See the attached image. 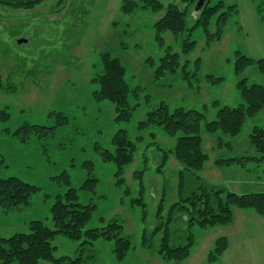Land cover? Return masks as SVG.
Returning <instances> with one entry per match:
<instances>
[{
    "label": "rangeland",
    "instance_id": "1",
    "mask_svg": "<svg viewBox=\"0 0 264 264\" xmlns=\"http://www.w3.org/2000/svg\"><path fill=\"white\" fill-rule=\"evenodd\" d=\"M161 1L185 6L180 0ZM223 1L236 6L227 15L221 37L206 42L203 27H195L188 38L196 41V47L186 55L180 50L185 34L166 32L165 45L158 43L154 23L163 12L152 11L141 0L131 13L123 12L122 0H42L31 8L0 4V179L16 176L37 187L28 205L10 210L0 206L3 236L27 231L34 219L52 226V203L73 187L79 202L95 206L86 229L115 219L123 224L122 234L131 242L121 260L115 258L109 240L87 244L84 256L92 255L87 264H168L157 253L161 233L150 231L166 219L173 202L194 189V180L186 176L180 193L181 165L170 154L160 170L162 150L151 143L154 139L166 150L175 139L158 125L145 131L137 127L162 101L205 114L200 134L209 158L198 173L202 181L238 194L264 191V162L245 158L242 163L215 164L219 158L260 155L249 134L254 126L264 124V106L245 117L237 135L209 133L204 128L219 106L242 103L237 81L264 85V71L257 64L264 57V0ZM257 3L261 5L258 12ZM194 6L187 14L189 26L194 21ZM210 29L212 33L216 29L213 19ZM169 44L180 54L182 64L187 60L191 86L181 77L182 67L155 76L157 59ZM237 51L253 58L239 71L235 69ZM104 53L117 56L125 66L129 102L134 107L128 121L116 120L114 104L95 97ZM34 124L47 129L30 127ZM121 128L137 141V150L118 184L117 166L103 152H114L112 137ZM150 132H154L153 139ZM217 136H222L221 145ZM89 176L96 178L93 190L83 187ZM160 206L161 217H157ZM174 224L185 225L179 216ZM191 229L194 244L183 264H264V215L253 208H233V220L227 225H194ZM143 233L148 238L146 246ZM221 235L226 236L228 246L210 261L209 250ZM79 243L62 236L53 240L56 254L69 257L77 256Z\"/></svg>",
    "mask_w": 264,
    "mask_h": 264
},
{
    "label": "trees",
    "instance_id": "2",
    "mask_svg": "<svg viewBox=\"0 0 264 264\" xmlns=\"http://www.w3.org/2000/svg\"><path fill=\"white\" fill-rule=\"evenodd\" d=\"M42 0H0V4L18 8H31ZM184 7L177 3L169 2L166 5L161 0H141L143 6H149L152 11L163 14L155 21L156 39L160 45H165L164 33L169 32L174 36L185 34L180 42L181 53L186 55L196 47V41L188 38L191 31L197 27H203L206 42L218 40L221 37V29L236 4L218 0L211 4V0H204L198 12L193 16L191 26L187 23V14L191 5L197 0H180ZM253 1V0H252ZM138 6L137 0H122V10L131 13ZM225 8V10H222ZM257 12L261 9L260 3L256 4ZM216 16V17H215ZM212 19L215 20V31L212 33L210 26ZM238 53L235 69L241 70L244 66L253 62V58ZM149 58V57H148ZM187 61V60H186ZM181 62L180 54L172 50L169 44L165 47V53L157 59L154 69L155 76L161 77L164 73L176 72L182 67L181 77L189 83L186 62ZM150 62V61H149ZM259 68L264 71V57L257 60ZM125 66L117 56L104 53L102 55V73L98 77L99 90L95 93L96 99H108L116 110L115 119L128 121L134 108L129 102L131 91L124 77ZM217 77L216 80H220ZM191 86V85H190ZM236 86L240 92L242 103L238 106L221 105L217 108L215 118L205 122V130L209 133L221 132L224 135H237L247 115H253L264 106V85L247 84L245 79L237 81ZM205 114L195 108L182 106H169L166 102H159L147 112L146 118L138 121L137 127L146 130L151 126H161L164 132L174 138V145L170 149L161 148L152 138L154 132H150L158 150H162V163L160 170L168 155L172 154L181 165L178 171V191L181 193L185 188L186 176L192 175L194 189L186 196L173 202L168 210L164 221H160L150 233H161L158 247V255L168 264H183L191 252L194 244V234L191 227L199 225L203 228L215 225H227L233 220V208H253L257 213L264 215V191L238 194L218 184L202 181L199 172L203 170L209 155L203 150V139L200 134L201 122ZM32 128H45L41 125H30ZM19 131V130H18ZM250 141L259 156L232 157L228 159H216L215 164L242 163L245 158H253L257 162H264V124L254 126L249 134ZM143 138L142 135L137 137ZM222 136H217L218 145ZM142 140V139H141ZM113 153L103 152L106 160H112L117 166V183L123 182L124 167L132 160L137 150V141L132 139L126 129H118L113 137ZM149 143V144H151ZM142 171H139L141 173ZM138 176V175H137ZM96 178L89 176L83 187L94 189ZM37 190L35 185L29 184L16 176L0 179V206L4 210L17 209L29 204V197ZM140 199H137L138 202ZM95 206L91 203L79 202L77 190L69 187L62 194L56 196L50 207L52 226L45 220L34 219L28 223V230L3 236L0 233V264H87L88 258L84 256L83 249L87 244H92L99 239L112 242V251L115 258L123 259L131 248L128 236L122 234L123 224L117 220H110L102 227H90L86 224L91 219ZM161 206L157 217L160 216ZM179 216L184 227L174 224ZM57 236L80 241L77 248V256L57 255V246L53 240ZM147 235L143 233L142 244L147 245ZM228 246L225 235L217 237L208 253V260L219 258Z\"/></svg>",
    "mask_w": 264,
    "mask_h": 264
},
{
    "label": "water",
    "instance_id": "3",
    "mask_svg": "<svg viewBox=\"0 0 264 264\" xmlns=\"http://www.w3.org/2000/svg\"><path fill=\"white\" fill-rule=\"evenodd\" d=\"M203 1L204 0H197L196 4L194 6V9H193V14L194 15L198 12V10L200 9V7L202 6ZM19 42H21V41H19Z\"/></svg>",
    "mask_w": 264,
    "mask_h": 264
},
{
    "label": "crops",
    "instance_id": "4",
    "mask_svg": "<svg viewBox=\"0 0 264 264\" xmlns=\"http://www.w3.org/2000/svg\"><path fill=\"white\" fill-rule=\"evenodd\" d=\"M261 47H262V48L264 47V40L261 41Z\"/></svg>",
    "mask_w": 264,
    "mask_h": 264
}]
</instances>
